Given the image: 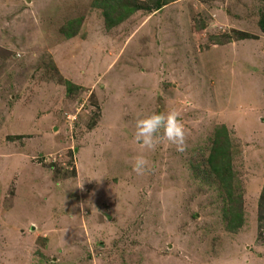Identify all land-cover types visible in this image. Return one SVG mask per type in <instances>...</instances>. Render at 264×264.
I'll list each match as a JSON object with an SVG mask.
<instances>
[{"label":"rangeland","instance_id":"374dc122","mask_svg":"<svg viewBox=\"0 0 264 264\" xmlns=\"http://www.w3.org/2000/svg\"><path fill=\"white\" fill-rule=\"evenodd\" d=\"M156 1L107 29L100 0H0V264H264V0ZM172 110L186 150L142 152Z\"/></svg>","mask_w":264,"mask_h":264},{"label":"trees","instance_id":"16d2710c","mask_svg":"<svg viewBox=\"0 0 264 264\" xmlns=\"http://www.w3.org/2000/svg\"><path fill=\"white\" fill-rule=\"evenodd\" d=\"M100 1H101L100 5L104 6V11H105L104 20L106 23V28L110 29L116 26L122 18L127 17L129 15L127 13L143 8L144 1L146 0H100ZM163 1H167V0H163ZM163 1L157 0L156 1L157 4L155 5L157 8L155 9H161L163 7V4L167 3ZM122 10L124 11V13H121ZM259 24L262 30L264 31V8L262 10ZM65 32L67 35L73 34L72 30H67ZM64 82H66V80H64ZM70 91L72 92V89ZM224 130L225 127L221 131L220 130L215 131L214 139L211 145L212 146L211 152L209 158L207 159V164H209L208 166L210 167V175L213 174L218 181L220 180L221 183H223L224 181L225 182L228 181V179L231 180L233 178L230 138L226 136ZM226 133L228 134V131H226ZM259 207H260L259 218L262 220L264 216V188L259 200ZM232 228L236 229V227H232Z\"/></svg>","mask_w":264,"mask_h":264},{"label":"clouds","instance_id":"9594fccd","mask_svg":"<svg viewBox=\"0 0 264 264\" xmlns=\"http://www.w3.org/2000/svg\"><path fill=\"white\" fill-rule=\"evenodd\" d=\"M134 140L140 145L142 152L155 151L165 140L175 146L176 151L184 152L187 147V132L177 111L153 112L137 118ZM132 170L137 175H144L150 170V161L145 155L139 154L133 159ZM78 186L82 187L83 183Z\"/></svg>","mask_w":264,"mask_h":264}]
</instances>
